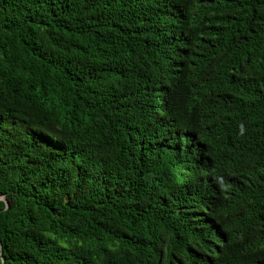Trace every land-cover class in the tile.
Here are the masks:
<instances>
[{"label":"trees","instance_id":"1","mask_svg":"<svg viewBox=\"0 0 264 264\" xmlns=\"http://www.w3.org/2000/svg\"><path fill=\"white\" fill-rule=\"evenodd\" d=\"M0 264H264V0H0Z\"/></svg>","mask_w":264,"mask_h":264},{"label":"water","instance_id":"2","mask_svg":"<svg viewBox=\"0 0 264 264\" xmlns=\"http://www.w3.org/2000/svg\"><path fill=\"white\" fill-rule=\"evenodd\" d=\"M0 200L5 201L7 208H9V203L5 197L0 198ZM0 245L2 246V242L0 241Z\"/></svg>","mask_w":264,"mask_h":264}]
</instances>
